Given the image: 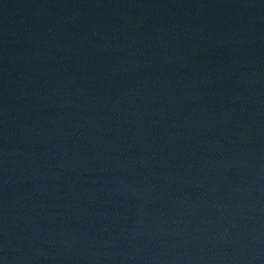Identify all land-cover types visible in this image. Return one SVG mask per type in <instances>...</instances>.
<instances>
[{
  "label": "water",
  "instance_id": "1",
  "mask_svg": "<svg viewBox=\"0 0 264 264\" xmlns=\"http://www.w3.org/2000/svg\"><path fill=\"white\" fill-rule=\"evenodd\" d=\"M0 264H264V0H0Z\"/></svg>",
  "mask_w": 264,
  "mask_h": 264
}]
</instances>
